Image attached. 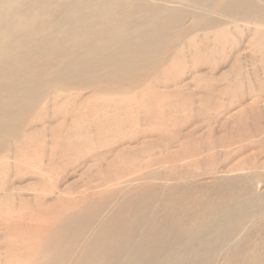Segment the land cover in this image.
<instances>
[{"label":"rangeland","instance_id":"1","mask_svg":"<svg viewBox=\"0 0 264 264\" xmlns=\"http://www.w3.org/2000/svg\"><path fill=\"white\" fill-rule=\"evenodd\" d=\"M192 19L109 85L143 81L125 94L46 73L0 138V264L40 262L46 235L106 199L78 220L125 223L137 243L118 264H264L262 44L242 26L222 45ZM170 54L183 67H162Z\"/></svg>","mask_w":264,"mask_h":264},{"label":"bare ground","instance_id":"2","mask_svg":"<svg viewBox=\"0 0 264 264\" xmlns=\"http://www.w3.org/2000/svg\"><path fill=\"white\" fill-rule=\"evenodd\" d=\"M206 14L211 22L197 31L225 45L233 28L240 32L246 26L264 53V0H0V138L16 129L48 71L55 69L48 80L59 73L61 80L87 78L93 86L106 77L108 86L98 93L111 89L125 94L143 81L109 85L134 77L164 40L181 29L184 18H195L192 30ZM170 57L162 67H183V61ZM126 191L130 197L136 190L122 188L119 194ZM108 200L83 212H105ZM83 212L65 218L44 237L36 264H118L137 243L117 215L105 214L95 229L94 217L87 223L78 220ZM114 223L118 231L112 229ZM113 252L117 255L111 258ZM149 261L144 253L137 264Z\"/></svg>","mask_w":264,"mask_h":264}]
</instances>
